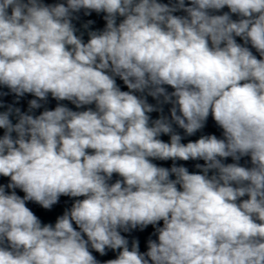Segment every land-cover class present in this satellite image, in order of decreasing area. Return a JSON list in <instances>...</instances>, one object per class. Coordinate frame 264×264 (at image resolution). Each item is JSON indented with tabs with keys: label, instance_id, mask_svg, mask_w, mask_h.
Wrapping results in <instances>:
<instances>
[{
	"label": "clouds",
	"instance_id": "clouds-1",
	"mask_svg": "<svg viewBox=\"0 0 264 264\" xmlns=\"http://www.w3.org/2000/svg\"><path fill=\"white\" fill-rule=\"evenodd\" d=\"M81 10L105 14L87 42L73 24ZM0 86L36 97L28 113L49 94L95 104L0 112V264H100L90 249L119 250L104 264H264V0H0ZM210 114L223 139L182 143L173 125L192 136ZM152 159L205 163L199 174ZM62 195L84 198L54 225L26 206ZM148 225L157 239L129 249L121 231Z\"/></svg>",
	"mask_w": 264,
	"mask_h": 264
}]
</instances>
